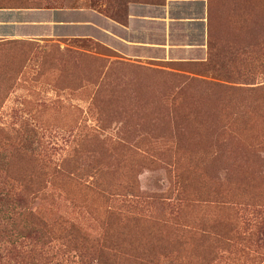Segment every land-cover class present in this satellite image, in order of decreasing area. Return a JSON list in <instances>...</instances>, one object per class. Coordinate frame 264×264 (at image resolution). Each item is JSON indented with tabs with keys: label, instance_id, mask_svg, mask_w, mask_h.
Listing matches in <instances>:
<instances>
[{
	"label": "rangeland",
	"instance_id": "obj_1",
	"mask_svg": "<svg viewBox=\"0 0 264 264\" xmlns=\"http://www.w3.org/2000/svg\"><path fill=\"white\" fill-rule=\"evenodd\" d=\"M210 1L213 58L264 41V0ZM94 36L0 53V172L26 169L20 145L96 180L48 183L31 206L41 223L0 197V264H264V93L185 87L175 74L217 67L179 50L125 62ZM231 70L263 85L244 60Z\"/></svg>",
	"mask_w": 264,
	"mask_h": 264
},
{
	"label": "crops",
	"instance_id": "obj_2",
	"mask_svg": "<svg viewBox=\"0 0 264 264\" xmlns=\"http://www.w3.org/2000/svg\"><path fill=\"white\" fill-rule=\"evenodd\" d=\"M124 4L117 19L108 15L111 5L117 9ZM102 5L96 8L91 0H0V40L71 43L97 35L101 45L129 63L162 61L156 56L168 59L176 50L191 55L184 60L207 61L208 28L213 25L208 0H166L162 5L110 0ZM184 31L199 40L180 42Z\"/></svg>",
	"mask_w": 264,
	"mask_h": 264
},
{
	"label": "trees",
	"instance_id": "obj_3",
	"mask_svg": "<svg viewBox=\"0 0 264 264\" xmlns=\"http://www.w3.org/2000/svg\"><path fill=\"white\" fill-rule=\"evenodd\" d=\"M134 3H148V4H164V0H132ZM209 3V17L210 21L213 24V3L208 0ZM129 2V1H128ZM125 1V3H128ZM125 5V4H124ZM114 5H111L110 10H108V15L111 18L117 19V13L122 11V7L113 8ZM115 12V13H114ZM216 28V30H215ZM218 27L215 25H209V56L206 63L211 62L213 67L209 65L207 71L210 72V69L217 67L213 72L214 76L211 80L204 79V76L190 77L185 76V74H175L173 79L176 81H181L185 84V87L192 84L193 82H199L206 86V89L212 90L218 93H221L225 97L233 96L234 94L239 93H264V82L263 85L255 86L254 80L252 77H248L247 80L243 82H237L234 73L231 69L237 65V63H242L243 60L247 62V66L250 69H259L264 72V62L260 60L261 56H257V49L260 50V47H264V41L261 43H256L253 39H250L248 43H245L244 47H236L235 50L232 49L229 55L219 52L216 55V58H213L212 53L215 47L213 36L217 33ZM19 45H24L25 47L35 48V43L31 41H2L0 40V53L19 50ZM8 47V48H6ZM219 49V45L217 44ZM243 50H242V49ZM260 48V49H259ZM226 55V56H225ZM241 61V62H240ZM188 73V72H187ZM188 74H193L192 72ZM181 91V90H180ZM172 101H175L178 97V93L171 96ZM264 102V100H263ZM12 154L20 159L21 164L25 165L26 169L20 168L19 171H1L0 172V197L7 199V201L15 202L20 207L15 208L14 210L9 211L10 214L19 211L18 215L23 217H28L35 220L38 223L42 222V219H37V215L32 212L31 206L34 199H37L41 196L47 189V184L53 182L54 179H61L63 183L73 184L75 186H85L86 189H90L95 184V178H92V182L89 183L88 176L79 175L80 169L75 167L71 169L66 167L64 163L60 165L59 168L52 164L51 160H42L38 156L29 152L24 146H13ZM30 167H33L32 169ZM81 177V178H80ZM88 184V185H87ZM32 199V200H31ZM111 202V201H109ZM22 204V205H21ZM114 205V204H113ZM108 208V213L113 214L114 216L120 213V208L117 210L116 205ZM122 213L118 217L121 216ZM129 214V213H128ZM130 215V214H129ZM131 216V215H130Z\"/></svg>",
	"mask_w": 264,
	"mask_h": 264
},
{
	"label": "bare ground",
	"instance_id": "obj_4",
	"mask_svg": "<svg viewBox=\"0 0 264 264\" xmlns=\"http://www.w3.org/2000/svg\"><path fill=\"white\" fill-rule=\"evenodd\" d=\"M251 110V109H250ZM219 120V119H218Z\"/></svg>",
	"mask_w": 264,
	"mask_h": 264
}]
</instances>
